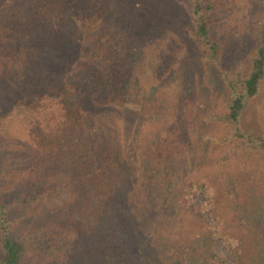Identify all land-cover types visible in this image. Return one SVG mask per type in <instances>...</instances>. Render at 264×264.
Returning <instances> with one entry per match:
<instances>
[{"label":"trees","instance_id":"obj_1","mask_svg":"<svg viewBox=\"0 0 264 264\" xmlns=\"http://www.w3.org/2000/svg\"><path fill=\"white\" fill-rule=\"evenodd\" d=\"M188 2L189 18L181 28L196 40L199 59L212 64L223 89L224 109L199 115V121L224 128L217 142L211 133L198 141L188 138L176 129L172 112L158 111L154 94L133 71L132 57L121 50L103 2L68 13L66 0H0V75L27 82L29 58L13 32L58 36L68 23L74 28L71 68L45 89L38 85V95L27 90L0 105V264L63 263L78 247L80 264H166L174 256L186 263L177 246L186 252L193 241L184 246L167 231L180 210L188 223L206 220L203 211L213 213L217 235L236 264H243L244 245L228 229L220 201L240 196L248 186L253 195L264 194V186L254 182L260 177L254 164L230 161L233 155L264 153V130L256 134L240 124L264 77V14L249 66L226 70L212 28L217 0ZM17 116L29 117L27 140L13 145L2 135ZM134 117L153 119V127L144 135L131 133L129 141L119 120ZM181 154L190 158L191 169L198 166L197 173L187 176L175 167ZM19 160L28 172L12 181L8 190L18 189L13 198L3 187L4 173L7 162ZM196 192L205 203L195 200ZM27 223L35 230L27 232ZM203 254L208 264H226L212 248Z\"/></svg>","mask_w":264,"mask_h":264},{"label":"rangeland","instance_id":"obj_2","mask_svg":"<svg viewBox=\"0 0 264 264\" xmlns=\"http://www.w3.org/2000/svg\"><path fill=\"white\" fill-rule=\"evenodd\" d=\"M66 1L68 13L71 12V7L76 11L85 12L98 1L104 3V13L110 18V23L120 36L121 50L128 57H132L131 65L139 83L143 89L154 94L159 112L170 111L176 116L177 126L175 127L178 131L195 141L204 139L208 133H211L216 142L224 136V128L212 124L209 126L208 122L199 121V115L213 116L224 109L223 89L212 64H203L199 59L200 48L196 40L188 37L181 28V25L189 18L188 0ZM263 7L264 0H217L211 19L213 31L223 47L224 69L249 66L257 43V21L264 14ZM16 18L20 17L16 16ZM73 30L74 28L68 23L63 28V33L58 36H45L44 33L37 31L40 35L36 37L34 29L13 32L14 38L24 43L23 47L29 58L26 69L27 82L13 79L12 76L9 78L6 73L0 75L1 107L9 105L13 99L20 97L27 90H35L30 92V95H38L39 91L36 90L38 85H44L42 88L45 89L48 83L51 84L53 79L58 80L66 70L71 68L74 52L71 39ZM135 40L140 42L137 43ZM16 73L14 71L12 74L15 78H17ZM201 104L203 106H200ZM28 121V116L13 117L5 125L3 140H12L13 145L26 141ZM126 122L119 120V129L124 128L130 136L136 131H140L142 135L146 134V131L153 127L154 121L134 117L133 121ZM240 124L242 128L256 134L264 130V77L259 83L257 94L249 100L242 112ZM128 140L131 141V136ZM218 150L221 151V146H218ZM210 156L213 157V153ZM238 159L255 165L260 177L254 182L264 186V153H244L240 157L233 155L230 161L234 163ZM174 161L175 167L180 168L183 174H188L187 176L199 170L198 166L191 169L189 164L192 161L184 154L179 155ZM14 164V162H7L4 173L3 187L8 193H12L8 188L15 186L12 181H18L28 172L20 160L15 166ZM17 190L11 197L16 198ZM239 193L238 197L223 196L221 199L220 205L224 209L225 221L228 229L237 235L244 245L243 264H264L262 254L264 252V194L253 195L251 186ZM194 196L195 200L205 203L201 193L196 192ZM13 207H16V202ZM204 215L206 220L203 222L201 220L188 223L180 210L177 219L168 226L167 231L171 234L173 241L184 246H188L193 241L192 246H188L185 252L176 245L179 252L187 256L186 263L183 257L174 256L166 264H208L203 259L202 251L205 250L207 253L209 248L223 255L226 264H236L227 250L223 237L217 235V230L213 228L216 224L214 214L203 211ZM35 225L39 229V223ZM25 230L32 232L35 227L30 228L27 223ZM195 233L207 234V239ZM80 244L81 242L78 246ZM80 254L81 248L78 247L76 254L65 262L50 261L49 263L80 264L82 263ZM151 259L155 260V257Z\"/></svg>","mask_w":264,"mask_h":264}]
</instances>
